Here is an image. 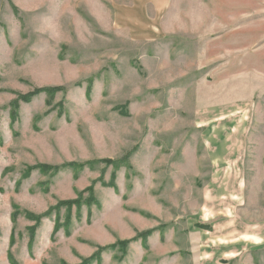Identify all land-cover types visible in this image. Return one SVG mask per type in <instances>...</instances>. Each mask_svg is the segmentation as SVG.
I'll list each match as a JSON object with an SVG mask.
<instances>
[{"label": "rangeland", "instance_id": "1", "mask_svg": "<svg viewBox=\"0 0 264 264\" xmlns=\"http://www.w3.org/2000/svg\"><path fill=\"white\" fill-rule=\"evenodd\" d=\"M97 254L264 264V0H0V264Z\"/></svg>", "mask_w": 264, "mask_h": 264}, {"label": "trees", "instance_id": "2", "mask_svg": "<svg viewBox=\"0 0 264 264\" xmlns=\"http://www.w3.org/2000/svg\"><path fill=\"white\" fill-rule=\"evenodd\" d=\"M42 92L53 93L54 91H53V90H40V91H36L33 95H36V94H38V93H42ZM33 95H32V96H33ZM32 96H28V97H26V98H24V99H25L26 101H28V100L30 99V97H32ZM70 166H73V165H70ZM73 167H79V166H78V165H74ZM31 170H33V169H31ZM39 170H40V172H42V173L45 174L46 172H48V171L50 170V168L47 167V166H41V167L39 168ZM89 191L92 192V189H90ZM61 205H62L63 207H67V208H69V209H71V208L74 207V206L80 208L81 205H82V195H81L80 198H78L77 200L68 201V202H63ZM55 209H56V208H55ZM50 215H51V212H49L48 214H46L45 217H49ZM27 217H28L30 220L36 222V225H35L33 228H30V230H29L30 233H31V236L34 237V234H35L36 228L39 226V224H40V222H41V219H42L43 217H38V216H36V215H32V214H27ZM146 235H147L146 233L141 235V236L143 237L144 240L146 239V238H145ZM147 236H148V235H147ZM149 236H150V235H149ZM126 244H127V243H123V244H121V245H123V246L125 247ZM99 260H100V257H99V254H97V255H95L92 259L85 260L82 264H91L92 262H93V263L96 262V261L99 262ZM98 262H97V263H98ZM93 263H92V264H93Z\"/></svg>", "mask_w": 264, "mask_h": 264}, {"label": "crops", "instance_id": "3", "mask_svg": "<svg viewBox=\"0 0 264 264\" xmlns=\"http://www.w3.org/2000/svg\"><path fill=\"white\" fill-rule=\"evenodd\" d=\"M128 7V6H127ZM135 7H131V9H134ZM122 11V10H121ZM121 11H120V13H121ZM155 11H158V10H155ZM115 12H117L118 13V9L115 11Z\"/></svg>", "mask_w": 264, "mask_h": 264}]
</instances>
